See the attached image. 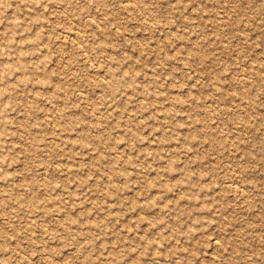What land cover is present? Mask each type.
<instances>
[{
    "label": "rangeland",
    "instance_id": "rangeland-1",
    "mask_svg": "<svg viewBox=\"0 0 264 264\" xmlns=\"http://www.w3.org/2000/svg\"><path fill=\"white\" fill-rule=\"evenodd\" d=\"M0 264H264V0H0Z\"/></svg>",
    "mask_w": 264,
    "mask_h": 264
},
{
    "label": "bare ground",
    "instance_id": "bare-ground-1",
    "mask_svg": "<svg viewBox=\"0 0 264 264\" xmlns=\"http://www.w3.org/2000/svg\"><path fill=\"white\" fill-rule=\"evenodd\" d=\"M192 51H193V50H192ZM196 116H197V115H196ZM198 117H199V116H198ZM195 118H196V117H195ZM112 171H113V170H112ZM112 173L114 174V172H112ZM112 173H111V174H112ZM234 189H235V188H234Z\"/></svg>",
    "mask_w": 264,
    "mask_h": 264
}]
</instances>
